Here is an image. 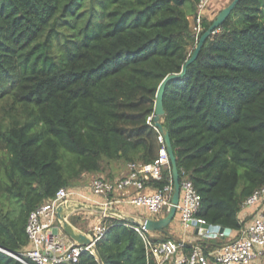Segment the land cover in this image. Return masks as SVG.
<instances>
[{
  "label": "trees",
  "instance_id": "trees-1",
  "mask_svg": "<svg viewBox=\"0 0 264 264\" xmlns=\"http://www.w3.org/2000/svg\"><path fill=\"white\" fill-rule=\"evenodd\" d=\"M198 2L0 0V247L28 245V212L59 187L111 175L113 161L155 158L146 120L159 82L193 51ZM163 107L179 178L200 196L196 215L235 233L243 201L264 185V0H238L184 75L166 83ZM125 222L103 217V264H156ZM169 237L166 227L155 240ZM228 239L197 243L207 252ZM0 264L24 263L0 251ZM74 264L97 261L84 251Z\"/></svg>",
  "mask_w": 264,
  "mask_h": 264
},
{
  "label": "built area",
  "instance_id": "built-area-1",
  "mask_svg": "<svg viewBox=\"0 0 264 264\" xmlns=\"http://www.w3.org/2000/svg\"><path fill=\"white\" fill-rule=\"evenodd\" d=\"M209 2L210 0H199L193 16L195 44L202 32V19ZM146 122L157 132L158 150L151 162L128 163L127 173L112 180L93 177L85 186L59 187L53 196L28 212L25 224L28 245L19 253L11 255L24 264H74L79 260L80 255L87 251L86 248L75 244L65 234L60 237L55 232L58 228L55 207L64 199L109 205L118 209L126 206L136 210V216L143 219L164 216L169 209L173 192L169 156L164 138L153 124L152 115ZM165 169L169 171L167 183L162 187L149 184L151 180H159ZM179 185V201L173 221L177 219L185 230L193 229L196 224L207 223L196 215L200 196L192 181L184 175L179 178ZM125 190L130 192L124 195ZM141 208L145 210L144 214L138 211ZM238 216L241 225L235 233H230L229 230L227 233L213 230L198 233L199 239L230 237L207 252L197 242L172 237L155 240L158 237L156 231H149L143 225L129 221L124 225L140 236L146 259L153 258L156 264H255L264 254V185L254 189L245 198ZM105 230L101 220L93 228V239L98 241ZM186 245H189L188 252L184 251ZM0 251L7 252L3 247H0Z\"/></svg>",
  "mask_w": 264,
  "mask_h": 264
},
{
  "label": "water",
  "instance_id": "water-1",
  "mask_svg": "<svg viewBox=\"0 0 264 264\" xmlns=\"http://www.w3.org/2000/svg\"><path fill=\"white\" fill-rule=\"evenodd\" d=\"M237 2L238 0H231L227 5H225L223 8L220 9V11L214 16V18H212L211 23L208 25V27L200 34L193 48V51L190 53V55L182 64L181 70L178 73L166 74L159 82L156 88L152 121L154 126L159 130V132L162 134L164 138L165 146L169 156L172 183H173V192L171 196L170 206L168 211L165 213V215L158 219H152V218L143 219L131 213L120 210L114 206L92 204L74 199H64L56 205L55 214L60 230L72 242H74L79 246H83L86 248L87 251H90V253L94 256L95 260L97 261V264H103L102 258L97 248V243H96L97 241L93 239L90 233L81 230L70 221L69 218L73 213L79 210L94 211L105 215L117 217L119 219H123L137 225H143L147 230L156 231V232H166V227L173 221L176 215L177 204L179 201L180 185H179L178 167L176 164L175 155L173 153L171 140L168 134V130L163 124V115L165 113L163 107L164 88L168 81L173 79H178L184 75L188 64H190L192 61H194L197 58L199 51L204 44V41L211 33L215 32L216 28H218L226 20V18L230 15L232 9L234 8ZM194 230L199 234L205 232L206 230H213L215 232L218 231L224 233L228 232V229L222 226L209 225L208 223L196 224ZM7 253L14 254L10 250H7Z\"/></svg>",
  "mask_w": 264,
  "mask_h": 264
},
{
  "label": "crops",
  "instance_id": "crops-1",
  "mask_svg": "<svg viewBox=\"0 0 264 264\" xmlns=\"http://www.w3.org/2000/svg\"><path fill=\"white\" fill-rule=\"evenodd\" d=\"M230 1L231 0H210L209 4L207 5V7L204 11V17L207 19L214 18V16L220 11V9L223 8L225 5H227ZM110 167L112 168V172H111L112 178L111 179H115V178L120 177L121 175L126 174L127 170H128L127 166L123 165L122 161H118V162L113 161ZM90 175L93 177H104V178H106L107 176H111V175H108L106 172H102V171L97 172V173H93ZM129 192H130V190H125L123 193H124V195H126ZM120 209H123L125 212L131 213L133 215H136V212H137L133 208H129L126 206L125 207L121 206ZM78 212H85L84 213L85 215H83V216L86 217L85 219H87V220L85 221V219H84L80 224H75V225L78 228H80L81 230H83L87 233H90V234L93 233V229L91 230V228H90L92 226V224L94 225L96 222L99 223L103 219V217L105 216L102 213H98V212L94 213V211H88V210H79V211L75 212L74 214H76ZM93 214H96V215H93ZM175 220H176V222H175L176 224L173 225L172 227L167 228L168 234L171 237H173L175 239H184L188 242H193V243L199 238V235L197 232H195L194 228L185 230L178 223V220L177 219H175ZM83 224L86 226L84 227ZM55 230H56L55 232L60 237L64 236V233H62V231L60 229L56 228Z\"/></svg>",
  "mask_w": 264,
  "mask_h": 264
},
{
  "label": "rangeland",
  "instance_id": "rangeland-1",
  "mask_svg": "<svg viewBox=\"0 0 264 264\" xmlns=\"http://www.w3.org/2000/svg\"><path fill=\"white\" fill-rule=\"evenodd\" d=\"M195 45V44H194ZM6 121V123L8 122L7 120H5ZM91 178H93V176H91L90 174H86L80 181H78V182H75V183H73V184H71L72 186H85V185H87L88 184V182H89V180L91 179ZM8 201H6V203H7ZM9 204V203H8ZM10 205H11V207H13L12 206V203H10ZM14 207L16 208V206L14 205ZM120 210H123V209H120ZM15 212H16V210H14ZM124 211V210H123ZM133 211V210H132ZM140 213H142V214H144L145 213V210L143 209V208H141V209H139L138 210ZM14 212V213H15ZM85 212H78V213H76V214H72L71 216H70V220L74 223V224H80L86 217H84L83 215H85L84 214ZM95 213V212H94ZM93 215H96V214H93ZM87 219H85V221H86ZM176 220H174V221H172L168 226H167V228L168 227H172L173 225H175L176 223ZM86 223V222H85ZM103 224V223H102ZM95 225H98V223L96 222L94 225L92 224V226L90 227L91 228V230L94 228V226ZM105 225V224H104ZM83 226L85 227L86 225H84L83 224ZM57 227H58V229H60L59 228V226H58V224H57ZM63 233V232H62ZM199 240V238L195 241V242H197ZM260 264H262V260L260 261Z\"/></svg>",
  "mask_w": 264,
  "mask_h": 264
}]
</instances>
